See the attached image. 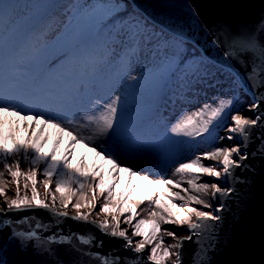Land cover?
Instances as JSON below:
<instances>
[{
  "label": "water",
  "instance_id": "obj_1",
  "mask_svg": "<svg viewBox=\"0 0 264 264\" xmlns=\"http://www.w3.org/2000/svg\"><path fill=\"white\" fill-rule=\"evenodd\" d=\"M129 1L153 23L232 71L246 97L260 105L245 112L261 116L247 141L237 138L247 159L220 182L230 194L213 200V216L219 219L198 218L199 228L181 229L190 239L183 238L179 264H264V0ZM74 215L6 209L0 213V221L10 222L0 223V264H103L105 259L108 264H154L146 249L137 253L132 244Z\"/></svg>",
  "mask_w": 264,
  "mask_h": 264
},
{
  "label": "snow or ice",
  "instance_id": "obj_2",
  "mask_svg": "<svg viewBox=\"0 0 264 264\" xmlns=\"http://www.w3.org/2000/svg\"><path fill=\"white\" fill-rule=\"evenodd\" d=\"M132 80L137 77L133 76ZM120 97L116 96L112 101L104 105V111L99 116H88L86 123L72 120H61L47 113L32 114L25 109L18 108L15 104L7 101H0V193H4L10 183L6 177H11V183L16 185L15 199L4 196L8 212L20 211L30 208L44 209L50 213L69 216L67 211H62L68 204H72L73 209L79 210L82 207L95 208L99 203L101 213L95 215H111V221L106 219H91L92 212L79 213L72 216V219L85 222L101 229L109 237H117L125 240L129 245L132 244V236L128 234V229H132V235L143 237L135 245L134 251L137 253L145 252L147 245L151 244V254L148 257L154 264H164V260L171 256V249H176L177 261L179 264V251L183 247V239L178 238L177 243L164 249V256L158 254L160 243L164 237L157 238L156 233L161 230L162 224H188L191 229H197L199 223H191V214H195L201 220L204 218L219 219L211 216L209 212L201 211L198 208L190 207L185 209L180 207L179 201L194 202L204 208H212L211 198L227 196L229 189H222L216 184L198 183L199 173H206L209 176L221 177L222 175H231L232 170L241 166L240 162L247 159V155L241 154L238 146L231 148H214L205 153L211 161L221 162L223 171H216L213 167L206 166L197 157L189 163H182L175 168L174 177L152 178L148 174H141L132 167L123 166L119 158L104 147L101 140H106L112 132L116 122ZM233 104L231 99H220L216 105L204 104L201 108L184 113L172 127V132L185 136H200L209 131L214 121L223 116L226 109ZM259 104H254L250 110L255 111ZM234 127L229 131L239 133L245 142L253 129L261 120V116L255 118H246L241 114L231 116ZM7 126V131H5ZM48 128L58 129L52 143L50 151H45L44 146L48 143ZM23 130L27 132V139L21 140L18 133ZM87 130V134H86ZM68 133L70 139L65 144L63 133ZM33 134L35 141L33 142ZM228 139H233L229 136ZM83 145L87 150L74 166L72 161L76 157V145ZM61 145L64 151L58 157L57 153ZM245 147L247 144L245 143ZM95 153L92 164V170L86 171L87 152ZM23 156L27 162L26 169L21 168L20 156ZM11 157L12 162H7ZM235 157V158H234ZM111 165L107 168L106 165ZM44 165L42 175L45 178L42 186L47 190L43 199H38L39 193L36 192V176L40 166ZM121 174H126L122 176ZM18 180L26 181L25 188L29 183L32 184V196L21 195V189ZM123 180V186L120 182ZM151 187L145 192V183ZM55 185L54 191L51 185ZM187 184V188L180 189L182 185ZM135 185V187H133ZM120 187L119 193L116 188ZM183 192V194H182ZM57 194L59 196L57 197ZM51 198V203L44 202ZM103 197V200H101ZM59 200V206H57ZM147 201V207L144 212L147 216L141 217L137 211L141 205ZM220 209H217L219 211ZM5 211L0 208V213ZM177 212L179 215H177ZM127 213L123 223L128 227L121 229L120 217ZM140 217V218H138ZM135 221V223H133ZM2 224L10 223L7 220L0 221ZM147 226V227H146ZM167 236H174L175 233L167 231ZM36 233H30V237H35ZM190 239V237L188 238ZM81 240L85 243L88 241ZM156 240V243L153 241ZM103 264H108L105 259Z\"/></svg>",
  "mask_w": 264,
  "mask_h": 264
},
{
  "label": "rangeland",
  "instance_id": "obj_3",
  "mask_svg": "<svg viewBox=\"0 0 264 264\" xmlns=\"http://www.w3.org/2000/svg\"><path fill=\"white\" fill-rule=\"evenodd\" d=\"M62 1L69 5V7L65 6L66 10L64 9L63 11L67 16V21L64 26L60 28L58 34H51L46 38H36L33 35L38 29V26L36 25L37 27L33 29L30 28L29 24L35 19L39 10L45 9L44 0H0V99H15L18 102L23 103L25 101V95L23 92L29 80L26 78L27 69L24 67L23 62H26L29 57L38 55L41 52L43 45L48 44L51 41H56L60 37H63L65 41L69 38H74L76 43L81 44L83 41L82 36L86 32L87 26L97 23L96 11L111 7L115 2V0ZM50 12L51 11H49L44 19L41 20L40 24L45 21ZM133 16L135 15L131 14L121 17L120 22H122V25L115 28L114 32L110 31L107 34L106 48L103 51H100V58L105 60L102 64L93 66L87 65L82 59H79L75 65L71 67L63 65L57 67V77L48 86L46 92L42 93L40 96L33 95L24 103L23 109L29 112L35 111L36 113H47L48 115L61 120H72L86 123V121H83L82 119L83 113L90 110L96 115L101 111L102 106L93 103L92 100H86V96L84 97L83 89H85V85L83 83L84 80L82 82L83 74L85 71H93L96 73H99L100 71L103 72L107 63L114 62L119 72L122 74L120 86L124 79H128L131 84L146 83L145 81L148 80V78L155 81V76L164 72L167 68L168 50H162L161 47L162 41L165 37L155 35L152 26L145 23V21L142 22L140 18H135ZM116 21L115 18L110 20L112 24ZM129 49L132 50L129 62L130 66L125 70L122 64V57L123 54L127 52L126 50ZM77 54L78 58L83 55L81 47L77 51ZM205 73L200 74L198 71H190L187 75H184L180 70L173 77V80L169 85L164 81L158 115V122L161 127L170 128L174 126L182 114L195 111L201 108L204 104H212L215 106L220 99L226 97H229L230 99L234 98L232 90H230L231 88L228 87L230 83L229 75H233L231 72L227 71V74L224 76L217 70H209L207 68ZM133 76L137 77V79L132 80L131 78ZM233 78L239 86L240 83L237 78L234 75ZM67 90H69V92ZM188 90L190 92L185 94ZM252 105L250 99L245 96L244 108H242L237 114H241L246 118H252L250 114L245 113L250 110ZM231 127H234L232 120H230V122H228L220 131L218 139L220 148L238 146L233 139H228L229 136L233 137L229 131ZM47 130L53 132L55 135L59 131L54 128H48ZM63 135L64 138H67L68 140L70 139L68 133L65 132ZM99 143H103L104 147H110L107 142ZM76 146L82 147L84 152L87 151L83 145L78 144ZM108 150L110 151V148ZM94 154L95 153L91 151L87 152V155L89 156ZM197 157H200L201 162L206 166L213 167L216 171H223V167L220 166L223 157H221V162H215L209 160L202 150L190 149L176 162L174 169L170 172L167 178L179 179V176L174 177L175 168L182 163H189ZM120 162L123 166L132 167L141 174H147L141 164L129 160L127 156H122ZM110 167V164L106 165V170ZM121 175L124 176L126 174ZM199 175V183H209L210 185L216 184L224 189L223 185L220 183L221 181H217L214 176H209L206 173H199ZM44 179L45 178L40 175V172H38L36 176V192L39 193V196H43V198L47 192L45 187L42 186V181ZM9 182V189L0 195V200H2V197L5 195L9 198L15 199L16 185L11 183V178ZM25 182L26 181L24 180H18L23 196L27 195L31 198L32 184L31 182H28L29 186L28 188H25ZM144 183L146 185L144 191H147L151 185H148L147 182ZM120 184L123 186V180ZM50 187L54 191L53 184ZM187 187L188 185L184 184L180 189L175 190L179 191L182 188ZM40 198L41 197H38V199ZM46 203H51L50 197ZM179 205L185 209L187 214V209L190 208L187 202H179ZM0 206L7 208L5 203H1ZM214 207V204L212 208H204L199 205L198 209L209 212L210 215L213 216ZM144 209L145 208L142 205L137 209V211L141 213V217L147 216ZM63 210L74 212L75 209H73L72 204H68ZM75 212H92L93 215L90 217L91 219H111V215H95V213H101V205L99 203L95 208L82 207L78 211L75 210ZM198 218L199 217L195 214H191V223H194V220H198ZM133 223H135V221H133ZM188 226V224H173L170 226H166L165 224L161 225V230L156 233L157 238L160 236L164 237L163 242L160 243L157 250L160 253V256H164V249L170 248L171 245L176 243L178 238L183 239L190 236L189 232L181 230L183 227ZM128 230H130L129 233H131L132 237H136L132 235V229L129 228ZM167 231H172L175 235L167 236ZM141 239H143V237H137L134 243H137ZM153 243H156V240H154ZM149 245L152 247L151 244ZM176 251V249H171V255L173 258L176 257Z\"/></svg>",
  "mask_w": 264,
  "mask_h": 264
},
{
  "label": "trees",
  "instance_id": "obj_4",
  "mask_svg": "<svg viewBox=\"0 0 264 264\" xmlns=\"http://www.w3.org/2000/svg\"><path fill=\"white\" fill-rule=\"evenodd\" d=\"M59 0H44L45 9L39 10L35 19L29 24L35 27L45 17V14L52 9ZM132 11V5L127 0H115L114 5L105 9L96 11L97 23L87 26L86 32L83 34L81 44L76 43L74 38L64 40L63 37L56 41H51L45 45L41 52L25 63L27 67V78L30 80L25 91V101L31 98L34 93H43L47 86L56 78V67L64 64L73 66L75 62L82 59L87 65H98L103 63L100 58V51L106 48V36L110 31H114L115 27L121 26L119 22L123 15H128ZM115 18L117 21L112 24L110 20ZM170 48L171 55L168 57V68L164 72L159 73L155 77V81L148 78L146 83L131 84L128 79L121 81V73L113 63H107L105 70L99 73L85 71L82 82L85 85L83 93L90 97L93 103L102 106L98 114L92 111L85 112L83 121L88 116H99L103 112L104 105L110 103L116 96L120 97L116 122L106 140L99 142H107L110 145V152L117 156L120 160L122 156H127L131 161H135L146 170V173L152 178H167L174 169L176 162L190 149H200L204 153L219 147V135L223 127L230 122L231 116L239 112L245 104V96L238 86V83L230 76L228 85L232 90L234 98L232 106L225 110V113L218 120L214 121L209 131L200 136H185L172 132V127H161L158 122L159 106L164 81L171 83L174 75L179 69L187 68V70H200L203 72V60L201 52L192 44L183 40H172ZM81 47L82 56L78 58L77 51ZM131 51H127L122 57V64L125 70L129 67ZM222 74H227L224 70H220ZM170 73V75H167ZM33 82V83H32ZM32 83V84H31ZM223 99H230L229 97ZM0 101H7L15 104L18 108L23 109V103L15 99L3 98ZM36 114L35 111L31 112ZM7 131V126H5ZM49 134L48 143L44 146L45 151H50L55 134L47 130ZM21 140L27 139V132L21 130L18 133ZM65 144L68 139L64 138ZM35 134H33V142ZM64 146L61 145L58 151V157L63 154ZM109 149L108 147H105ZM112 150V151H111ZM84 153L82 147L76 146V157L72 163L75 166ZM95 155L88 156L86 159V171L92 170V164ZM21 160V168L28 167L23 156ZM7 162H12V158L8 157ZM2 167V165H0ZM44 165L40 166V174L42 175ZM43 176V175H42ZM10 181V176L6 177ZM199 183V181H198ZM9 186V185H8ZM7 186V187H8ZM122 187V185L120 184ZM55 189V185L53 184ZM120 187L116 188L119 193ZM146 192V191H145ZM103 200V197H101ZM181 203L187 201H179ZM178 202V203H179ZM190 207L198 208L194 202H187ZM147 207V201L142 205ZM177 215L179 213L177 212Z\"/></svg>",
  "mask_w": 264,
  "mask_h": 264
},
{
  "label": "bare ground",
  "instance_id": "obj_5",
  "mask_svg": "<svg viewBox=\"0 0 264 264\" xmlns=\"http://www.w3.org/2000/svg\"><path fill=\"white\" fill-rule=\"evenodd\" d=\"M67 6L69 7L68 3L64 2L62 0H59V2L57 3V5L53 8L54 10H50V14L47 16V18L45 19V21L41 24H39V26L37 27L38 29L35 31L34 33V37L38 38V37H48L50 36L51 34L55 35V34H58V31L60 30V28L62 26H64V24L66 23L67 21V16L64 14L63 12V8ZM62 11V12H61ZM47 15V14H46ZM190 91H186L185 94L189 93ZM193 93V92H192ZM251 113L253 112L252 110H249ZM233 135V140L234 142L238 145V147L241 148V144H240V141L237 139L241 134L239 133H230ZM235 158V157H234ZM220 166L223 167V165L221 164ZM226 178V175H222L221 177H215V179L217 181H223L224 179ZM212 199H215L212 198ZM1 203H5V200H4V197H2V200H0V204ZM214 204V203H213ZM6 205V203H5ZM59 205V202L57 200V206ZM0 208H4V207H1ZM5 210L7 208H4ZM63 210V208H62ZM75 215H78V213L76 212H71ZM127 216V213H125L123 216L120 217V220H121V224H120V228L121 229H124V228H127V225L123 223V220L126 218ZM108 222H112L110 218H107L106 219ZM137 237H132V244L134 243V241L136 240ZM187 238V237H186ZM179 242L178 240L176 241V243ZM134 246L136 245V243L133 244ZM146 250L148 251L149 253V256L151 254V247L150 245H147L146 247ZM158 254H160L158 252ZM160 256V255H159ZM163 257V256H161ZM176 259V257H172V255L168 258H166L164 260V264H168L167 260L173 262L174 260Z\"/></svg>",
  "mask_w": 264,
  "mask_h": 264
}]
</instances>
